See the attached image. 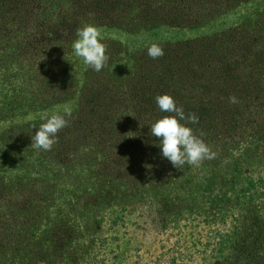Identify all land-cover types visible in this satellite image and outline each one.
Returning a JSON list of instances; mask_svg holds the SVG:
<instances>
[{"label":"rangeland","instance_id":"374dc122","mask_svg":"<svg viewBox=\"0 0 264 264\" xmlns=\"http://www.w3.org/2000/svg\"><path fill=\"white\" fill-rule=\"evenodd\" d=\"M52 1L55 5L51 4ZM31 2L53 6L49 16L44 18L49 32L42 37L35 33L31 35L34 43L40 38L39 44H53L42 45L38 53L30 58L32 52L27 39L21 38L20 42H16L17 47L13 48L12 40L4 43L3 35L0 36V111L9 113H0V137L9 130H20L25 132L26 137L31 135L32 138L40 125L46 122V118L53 114H63L60 108L68 106V99L61 95L66 91L59 88L55 92L57 82L52 78L46 79L45 70L52 66L50 61L48 67L45 59L48 55L63 58V54H67L66 58L73 64V70L77 69V63H80L81 68H85L82 58L75 55L72 44L77 38V29L91 24L101 31V42L107 45L106 54L110 59L108 65L100 72L87 68L88 74L84 69H80L81 73L76 74L77 81H82L85 75L91 77L90 83H87L83 90L87 97L94 89L104 86L113 92L117 91L122 97L126 87L115 90L114 86L124 82L125 71L135 70L133 73H138V66L143 61L145 65L149 64V56L148 59L143 56V60L140 57L147 54V49L152 43H158L164 49V56H171L173 62L186 55L191 65L201 64L197 70L199 72L196 73L201 78H195L192 84L198 87L201 83L209 84L207 93H202L198 88L187 91L185 85L178 89L174 85L171 89L153 94L152 103L155 110L150 123L161 114L163 117L167 115L161 112L156 104L155 97L158 95H171L183 109H186L185 103L193 108L199 98L204 97L208 101V109L203 118L210 128H213L212 132L205 130L203 139L215 142L212 148L217 152V156L210 161L223 168L213 169L209 160H205L199 167L185 164L178 169L174 168L171 162L162 156L160 140L156 138L157 141L153 145L143 143L140 137L135 136V122L129 120L132 124L126 125V130L123 131L96 133L95 130L96 134H93L90 140L93 142L85 145L84 151L88 157H94L93 162L99 161L101 167H98L104 171L101 173L97 170L98 175L91 178L92 183L85 189L78 188L69 197L67 195L68 203L77 204L73 210H65L68 203H60L61 195L58 190H44L47 186L42 182V174L38 175L32 186L28 184L27 174L18 175L20 173L17 166L20 163L35 161V156L31 154L32 150L36 151L31 147L32 140L16 139L9 145L0 140V148L5 147L0 150V238L3 242L7 241L0 247V257L12 254L11 258L2 259L0 262L8 260L9 264H241L243 258L240 256H244L239 248L253 252L250 256L251 262L258 257L255 255L258 254L259 246L264 253L262 235L260 238L256 235H253V239L248 238L253 231L260 232L253 224L246 225V234L235 235L237 231L241 233L236 221L238 213L244 216L243 223L248 220V215H255L260 217L259 222L264 225V143H253L249 150L244 152L245 144L239 142L235 148L227 149V155H220L218 148L222 143L220 136H223L226 128L230 126L226 121L235 118L239 113L241 116L238 119L241 120L263 119L261 129L264 131V92L258 96L254 93L255 90H264V26L253 25L252 22V19L257 17L260 21L258 24L264 25V17L260 14L263 13V6L256 7L251 0L238 1L237 5L231 0H215L217 5L214 6L205 4V1H197L189 8L187 5L190 4L186 0L183 3L187 5L177 6L174 3L170 6L166 0H154V6L159 11H170H166L165 16H154L155 21H138L139 8H143L146 0ZM160 4L163 8H158L160 6L157 5ZM200 11H203V15L199 14ZM72 23L73 28H70ZM5 25L4 23L3 28ZM154 26L162 29L154 40H135L139 32ZM232 31L235 33L229 37ZM63 36L67 42L61 40ZM209 42L214 45L210 46ZM9 52L19 53L18 57L15 56L16 60L10 62L8 57L3 59ZM132 56L135 63L132 69H127V63L132 61ZM199 56L203 58L201 62ZM235 59L246 62L249 67L239 65ZM111 64L114 72L110 69ZM59 65L62 66L60 62ZM18 67L23 71L21 76L16 72ZM55 72V79L63 78L60 69ZM177 73L179 72L174 75ZM29 91H32V95L28 94ZM35 94L40 96L42 105L32 110L35 106ZM230 96H236L238 103H230ZM63 100L65 103L60 104ZM240 103L247 104V108L240 106ZM118 104L106 109L105 115L108 118L103 121L107 122L106 126L110 123L114 125L116 120L132 114L130 109H119L122 102ZM26 105L32 111H25ZM216 106H220L221 112L216 113ZM98 113L97 119L90 120L94 126L101 118L100 111ZM146 115L147 113L144 116ZM75 116L82 115L77 113ZM247 120L243 123L245 127L241 128L248 130L246 126L251 123ZM75 121L82 123L76 117ZM72 129V126H69L58 133L62 132L64 137L67 136L62 140L67 144L58 145L55 154L63 149L64 164L73 167L80 155L76 151L75 139H70ZM235 129L237 131V128ZM238 129V132L241 131ZM213 133L217 136L213 137ZM135 138L137 141L133 142ZM25 153L28 155L23 156ZM39 162L46 163L44 160ZM234 164L238 176L232 175V170H226ZM82 165L85 164L80 166ZM85 166L91 173L94 166ZM78 167L75 163V172ZM211 170H217L221 177L224 175L223 185L217 179L212 185V190L196 188L195 180L202 183ZM37 174L32 173L35 177ZM147 187L150 191L146 190ZM241 190L245 191L246 197L237 198V191ZM224 192H227L225 196L222 194ZM175 194L180 195L177 200L181 203L175 201ZM190 197L193 198L191 203ZM248 198L250 208L240 210L245 206L240 208L237 203L241 205ZM21 203L24 211L19 206ZM54 215H59L60 218L54 219ZM25 216L34 218L39 227L40 222H46L52 217L49 233L47 229L42 239H36L29 246L24 244L28 234L21 223ZM96 221L99 222L96 224ZM30 229L33 232L35 226ZM30 229L28 232H31ZM229 239L234 240L230 241V246L219 245ZM67 241H70V256L54 260L52 251L58 252L56 246H62ZM259 258L264 262L263 257Z\"/></svg>","mask_w":264,"mask_h":264},{"label":"trees","instance_id":"16d2710c","mask_svg":"<svg viewBox=\"0 0 264 264\" xmlns=\"http://www.w3.org/2000/svg\"><path fill=\"white\" fill-rule=\"evenodd\" d=\"M31 1L32 0H0V17H2V20H0V36L3 35L2 37H4V43H8L9 40H12L13 43L11 44L13 48L17 47L16 42L17 41L20 42L21 38L27 39L28 46L31 48V52H32V54L30 55V58L33 56V54L36 55L38 53L37 51L38 49H41L40 47L42 45L48 46V45L53 44V43H48V42L44 44H41V43L39 44V40L41 41V39L37 37L34 43L33 36H31L33 33H35L37 36L42 37L43 34H46L49 32V30L46 29V26H45L46 22L44 18L49 16V12L52 11L51 9L53 8V6L50 5L48 7V4L47 5L46 4L36 5L35 3L33 4ZM184 1L185 0H166V2L170 6L172 5V3H174L175 6L187 5L183 3ZM186 1L188 4H190V5H187V7L189 8H192V5L197 3V1H205V4L210 3L212 4V6L217 5V2H215V0H186ZM231 1H233V4H236L238 1L246 2L250 0H231ZM251 1L254 2L256 7L263 6V10H262L263 13H260V14L262 15L261 17H264V0H258V1L251 0ZM51 4L55 5L54 1H52ZM157 6H160L158 8H163L162 4L157 5ZM196 7H199V6H196ZM139 10L140 12L137 14V16H139L140 18L138 21L140 20L155 21V17H158L159 15L165 16V12L170 11V10H165L164 12L159 11V9H157L154 6V0L153 1L146 0V2L143 4V8L141 9L139 8ZM199 10H201V8H199ZM202 12L203 11H200L199 14L203 15ZM258 21L259 19H257V17H254L252 19L253 25L264 26V25L258 24ZM4 23L6 25L3 28ZM187 25L188 24L186 23V26ZM72 26H73V23L69 27L73 28ZM161 30L162 29H160L159 27H155V26L152 27L151 29L146 28L145 30L139 32L137 36H135V40L137 42H142L145 40H154L155 36H158ZM10 32H12V34ZM233 32L234 31L229 33V37L233 36L232 34ZM65 39L66 37L63 36L61 40L63 42H67V41H64ZM30 40H33V41H30ZM209 45L213 46L214 43L209 42ZM12 52L7 53L3 59H5V57H8L10 62L12 60H16L15 56L17 55L18 57L19 53L13 54ZM66 55L67 54H63V58H59V56L57 57L56 55L46 56L45 60L48 62L47 66L49 67V62L51 61L50 65L52 67L51 68L49 67V70H45V72L47 73V76H46L47 80L52 78V80H55L57 82V85H56L57 89L55 90V92L59 90V88L64 89L66 91L61 96H63V98L65 99H68L66 100L67 105L73 109V113H72V117L70 119V125H69V126H72L73 128L72 131H70V139L71 140L75 139L74 141L77 147L76 151L78 152V155H80L79 159L75 160L73 167L71 165L67 166L66 164H64L65 155L62 151L63 149L61 150V152H58L57 154H55L56 149H58L57 147L58 145L67 144L66 141L65 142L62 141L64 140V138L66 139L67 136L64 137L65 135L61 134L62 133L61 132L60 134H58L59 142L55 145V147H53L51 151L41 150L38 152V151L32 150L33 153L31 154L32 156H35L34 157L35 161H31L30 163H20L17 166V171H19L20 173L18 175L27 174L28 184L30 186L34 184L35 180L38 178V175L42 174L41 175V178L43 180L42 182L46 184L45 186H47L44 190L46 189L50 191L58 190V193L61 195L60 203L62 205H64L65 202L68 203L67 201L68 197L72 195L73 192H75L78 188L85 189L86 186L90 185L92 183L91 178H94L95 176L98 175L97 170L101 171V173L104 171V169L100 168L101 163L99 161L93 162L94 157L93 156L88 157V155L84 151V147H86L85 145H88L93 142V141L90 142L93 134L101 133L104 131L107 133H112V131L114 130L123 131V130H126V125L132 124L131 122H135V129H136L134 131L135 136L140 137L141 138L140 140L143 143L153 145L156 143L157 140H156V137L151 136L150 134L151 115L155 110V107L152 103V98H153L152 95L157 92H162V90L165 91L167 89H171L174 87V85H176L175 87L178 89L185 85V90L187 91L192 88H198V90L201 91L202 93H207L208 88H209V84H206V83L205 84L201 83L199 87L192 84V81L195 78L197 79L201 78V77H198V75L196 74L199 72L197 70L200 68L201 64H197L196 66L191 65V63L187 60L186 55L183 57H178V59L173 62L174 59L171 56L167 55V56L161 57L158 60L150 59L149 64L147 65H145V61H143L142 64L138 66L140 68V71L138 73H133L135 70L125 71L124 76L126 77V79L124 80V82L122 84H118L114 86L115 90H120L126 87L122 94V97H120V95L117 94L118 93L117 91L113 92L111 89H108L106 86L98 87L94 89L93 93L89 94L87 97L85 96L84 94L85 92L83 90L84 88H86L87 83H90L89 79L91 77H89V75H85L82 81H77L78 75L76 76V74L81 73L80 69H84L86 74L89 73V70H86V68H81V66L79 65L80 63L79 64L77 63L76 64L77 69L73 70L72 69L73 64L70 63V60L66 58ZM143 56L146 59H148L147 58L148 55L146 53L141 55L140 58H142V60L144 59ZM198 58H199V62H201L203 59L200 56ZM236 60L237 59H235V62L238 63L239 65H242L245 68L249 67V64H247L246 62L242 60L241 61L239 60L236 61ZM59 62L62 64V66L59 65ZM134 63L135 62L132 56V61H129L127 63L126 68L132 69ZM253 63H254V60H253ZM30 64L27 65L28 74L30 72ZM19 68L20 67L16 68V72L19 76H21L23 74V71L19 70ZM59 69L62 71L63 78L60 79L61 77H59L55 79V77H57V73L55 71H58ZM110 69L112 71L113 69L112 64L110 66ZM117 71L119 72L120 70L117 69ZM112 72H114V70ZM175 72H179V73H177V75H174ZM93 86L95 87V85ZM31 92L32 91H29L28 94L32 95ZM263 92H264L263 89L260 91L259 90L254 91L256 96L261 95ZM33 96L35 98L33 101L35 106L33 107L32 110L38 109L42 105V102L39 99L40 96L36 94ZM120 102H122V106H120L119 109H122V108L130 109L132 114L129 115L128 117L127 115H125L122 119L116 120L115 121L116 123L114 125L110 123L108 126H106L107 122L103 123V121H105L108 118V116L105 115L106 109H108L111 105H116V103L120 104ZM61 103H65V101L63 100L60 102V104ZM206 104H208V101L204 97L202 99L199 98V101H197L195 107L193 108H191L188 104L185 103V106H186V109H184L185 114H187L188 112L195 113L199 117V123H201V124L198 123L199 126L198 124H195V125L188 124L187 125L191 127L194 132L203 131L205 133V130L212 132L211 128L213 127L210 128L208 123L203 118V115H206V111L208 109ZM128 105H130V107H128ZM239 105L244 108H247V104L240 103ZM30 106H32V104H30ZM63 109H64V106L60 108V110H63ZM238 109H241V108H238ZM26 110L28 112L32 111L31 109H29L28 105L25 106V111ZM214 110L216 111V113L221 112L220 106H216ZM242 110H245V109H242ZM98 111H100L101 113V118L99 122L96 124V126H94L93 123L90 122V120L97 119V114H99ZM3 112L0 111L1 115L9 114L8 111H6L5 113ZM77 113L82 116H75ZM146 113L147 115L144 116ZM167 115H172V114L167 113ZM240 116H241V113H239L238 115H235V118L231 116L234 120L230 118L228 119V121H226L227 125H230V126L226 128L223 136H220L222 138V143H220L218 147L220 155H227V152H228L227 149L235 148L236 144L239 142H241V144H245L244 152L248 151L249 146L253 143H257V142L264 143V131H262L261 129V122L263 121V119H260L259 121L256 118H251L249 120L247 119L241 120V119H238ZM75 117L81 120L82 123L76 122ZM162 117H163V114L154 118L153 122H155L156 120ZM129 120H131V122H129ZM245 120H247L248 123H251V124H247L246 126L248 130L245 128H241V126L245 127L244 125L246 123L244 122ZM181 123H185V122L182 121ZM81 124H83L82 127H79V125ZM140 124L144 126L140 127ZM235 128H237V131ZM238 128H240L241 131L238 132L239 130ZM95 130H97L96 133H94ZM24 134H25L24 131L9 130L8 132H6L0 137V140L5 145L7 144L9 145L16 139L18 140L20 139V141H23L24 139L32 140V138H30L31 135H27L28 137H26ZM212 136L216 137L217 134L213 133ZM135 140L136 138L133 140V142H135ZM205 142L209 144L210 146L214 145L215 143L212 140L211 141L205 140ZM2 148L5 149V147H2ZM4 149L0 148V150H4ZM24 155H28V154L25 153L23 154V156ZM40 160H44L46 163L39 162ZM75 163L79 165L76 172L74 170ZM81 164L94 166V168L92 169L91 173H89V169L87 168V166L85 165L80 166ZM211 165L213 169L215 167L216 168L221 167V169L223 168V166H220L219 164L215 162H211ZM97 167L98 169H96ZM196 167H199V166H196ZM226 170L228 171L232 170L231 174L232 175L236 174L238 176L237 167H235V164L231 165V168H228ZM34 172L38 173L36 177L32 175V173ZM180 174L181 176L183 175V173H180ZM222 176L223 177L220 176L217 170H211L208 173V177L205 179V181L203 180L202 183H199L197 182V180H195V183H196L195 187L196 188L204 187L206 191L212 190L214 188L212 187V185L215 184L217 179L220 183L223 182L225 177L224 175ZM221 185H223V183ZM221 187L222 186H220V188ZM146 190L150 191V188L147 187ZM226 193L227 192H224L222 194L225 196ZM231 194H232V191H231ZM67 195L68 197H66ZM239 196L246 197L245 191L243 190H241L240 192L237 191V198H240ZM174 197L177 203H181V201L179 202V200H177V198L180 199V195L175 194ZM190 199H191L190 200V203H191L193 201V198L190 197ZM49 204L50 203L48 202L47 206H49ZM76 204L77 202L72 203V204L68 203V206L66 207L65 210H70V209L73 210ZM249 204H250V199L248 198L247 200H244L241 205L240 203H237V206L238 207L240 206V208L242 206H245L240 210H245V209L248 210L250 208ZM19 206H21L20 208L24 211L22 203L19 204ZM45 216L49 217L48 215H45ZM54 216H55L54 219L60 218L59 215H54ZM254 216L248 215V220L246 219L245 223H243V221L245 220L243 219L244 216L238 213L236 217V221L238 224L237 226L241 229V233L240 231H237L235 232V235L240 236V235L246 234V232L248 231V229H246V225L250 223V224H253L254 227L260 229V232L253 231V234L249 236L248 238L253 239V235L254 236L256 235L257 238H260V236L262 235V238H264V225H262V223L259 222L260 217L258 216L254 217ZM50 219L52 220V217L48 218L46 222H40L41 226L39 227L38 223L35 222L34 218H30V216H25L24 220H22L21 222L25 226V231H27V234H28L27 240L25 241L24 244L29 246L30 243L34 242L36 239L37 240L42 239V236L44 235V232L47 229L49 233ZM98 222L99 221H96V224ZM31 226H35V229L33 232H32V229H30ZM29 229L31 232H28ZM230 241H234V240H231V239L224 240L219 245L221 247H224V245L230 246L231 245ZM68 242L70 241H67V243L62 246L61 244H58V246H56L58 247V252H56L55 250L52 251L53 256H55L54 260L57 261L59 259L67 258L70 256V253L68 251V248H69ZM6 243L7 241L3 242L2 239L0 238V247H2V245H5ZM238 250L241 251L244 256V257L240 256L241 258H243V260L241 261L242 262L241 264H264V262L261 261V258H259V257L264 258V253L263 251L261 252V250L263 249L260 246L257 250L258 254L255 255L258 257H256L253 260V262H251V257H250L253 252L247 251L248 249L242 250L239 248ZM261 253L263 254L260 255ZM11 257H12V254L9 253L5 257L1 256L0 261L2 259H7ZM0 264H9V261L7 260L4 263L0 262Z\"/></svg>","mask_w":264,"mask_h":264},{"label":"clouds","instance_id":"9594fccd","mask_svg":"<svg viewBox=\"0 0 264 264\" xmlns=\"http://www.w3.org/2000/svg\"><path fill=\"white\" fill-rule=\"evenodd\" d=\"M77 38L72 48L77 57L82 58L85 68L100 72L108 65L110 57L106 54L107 45L102 43L101 31L94 25L87 24L76 31ZM148 56L158 60L164 56V49L158 43H152L147 49ZM115 67V66H114ZM229 102L238 103L236 96H230ZM161 112L172 115L164 116L150 125V134L160 140L162 156L167 158L174 168L185 164L199 166L205 160H213L217 152L207 144L201 131L197 135L188 124H198L199 117L192 112L185 114L183 106H178L175 99L168 94L155 97ZM73 109L65 106L63 114H53L46 118L32 136L31 147L36 151H51L58 140V133L70 125ZM184 121L185 123H181ZM144 125L140 124V127ZM149 126V125H148Z\"/></svg>","mask_w":264,"mask_h":264}]
</instances>
